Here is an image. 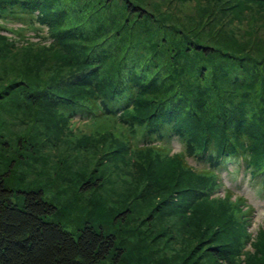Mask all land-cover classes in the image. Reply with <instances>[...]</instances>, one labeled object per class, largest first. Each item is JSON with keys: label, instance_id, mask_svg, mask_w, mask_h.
<instances>
[{"label": "trees", "instance_id": "obj_1", "mask_svg": "<svg viewBox=\"0 0 264 264\" xmlns=\"http://www.w3.org/2000/svg\"><path fill=\"white\" fill-rule=\"evenodd\" d=\"M190 1L175 25L151 4L100 0L108 25L86 38L57 0H0V29L12 34L0 32V104L44 112L53 130L67 122L97 153L89 172H56L72 201L91 189L97 221L75 231L49 219L56 205L43 189H19V202L0 173V264H264L253 206L217 192V169L232 159L264 182V0H170ZM25 16L46 25L48 42L1 22ZM109 38L120 43L106 53ZM128 40L133 64L107 76Z\"/></svg>", "mask_w": 264, "mask_h": 264}, {"label": "rangeland", "instance_id": "obj_2", "mask_svg": "<svg viewBox=\"0 0 264 264\" xmlns=\"http://www.w3.org/2000/svg\"><path fill=\"white\" fill-rule=\"evenodd\" d=\"M57 1L54 10L61 11L66 22L71 24L78 22L79 25L76 30L80 31L86 38L92 37L100 30L98 28L100 23L103 27L107 26L109 22L107 14L113 11L112 8L102 7L97 9V3L100 0ZM133 1L139 4H151L158 11L167 15L165 18L167 22H172L175 25L180 24V21L185 20L181 18H187L194 10V2L192 1L186 4L171 3L170 0ZM23 15H27V13ZM1 22L12 28L22 26V35H29L32 40L41 38L43 42H48L45 38L48 35L46 25L40 24L34 19L33 23L30 24L27 16L22 19L8 17L2 19ZM33 26H37L38 29H33ZM0 32L12 36L10 31L0 29ZM34 32L39 33L41 37H36ZM15 36L16 38L19 37L18 35ZM131 41L123 42L126 50L124 53L118 54V57H120L118 62L110 58L104 63L103 70H105L107 76L115 74L116 69L125 72L133 64L135 58H130L132 52L130 46L134 45V41L133 43ZM115 43L119 44L120 41L109 38L101 47L105 48L106 53H108L110 51L109 46H113ZM140 44V42L135 44V47H140ZM92 55H96V53L93 52ZM135 55V52L131 54L132 57ZM2 65L3 63L0 60V70ZM52 122V117L39 110L32 111L20 108L8 101L0 104V158H6L5 163H2L0 159V173L5 175L6 185L16 189L14 197L19 202H21L19 189H43L44 198L56 205V212L49 219L60 221L66 229L75 231L85 221H97L93 218V211L86 202L91 189L90 186H86L82 193L83 199L72 201L60 191L61 187L56 182V172L66 175L89 172L94 168L93 163L97 153H89L81 146L78 130L73 133L67 132L70 131L67 122L61 124L62 127L58 130L49 128ZM98 130L101 133H97L95 138H104L103 129ZM180 149L181 142L173 137L170 142L171 153ZM187 160L197 169L204 168V162H198L195 158L189 156ZM217 171L222 184L218 188V194H223L224 189L229 188L235 194L244 195L253 206L249 230L255 233V230L264 224V182L261 181L259 175L250 178L241 164L234 162L233 159L228 160ZM99 220L104 221V218Z\"/></svg>", "mask_w": 264, "mask_h": 264}, {"label": "snow or ice", "instance_id": "obj_3", "mask_svg": "<svg viewBox=\"0 0 264 264\" xmlns=\"http://www.w3.org/2000/svg\"><path fill=\"white\" fill-rule=\"evenodd\" d=\"M77 264H78V262H77Z\"/></svg>", "mask_w": 264, "mask_h": 264}]
</instances>
